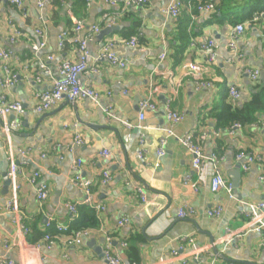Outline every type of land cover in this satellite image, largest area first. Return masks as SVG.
Here are the masks:
<instances>
[{"label": "crops", "instance_id": "1", "mask_svg": "<svg viewBox=\"0 0 264 264\" xmlns=\"http://www.w3.org/2000/svg\"><path fill=\"white\" fill-rule=\"evenodd\" d=\"M60 1L55 14L51 0H46L43 9L37 8L36 0H24L23 12L0 0V39L11 52L9 63L17 76L11 96L25 110L24 114L7 116L8 120L18 119L21 125L19 131L11 134V148L18 166L19 209L27 227H36L54 241L49 244L40 238L31 242L29 234L16 236L13 214L6 208L10 185L5 191L3 179L9 169V146L0 131V258L15 264H108L103 250L106 238L110 237L112 252L121 256L122 264H129L124 253L127 245L122 247L120 243H127L130 236L141 235L142 240L137 243L138 264H197L188 254L193 245L204 247L212 243L202 254L207 262L263 263L264 235L240 230L247 221L246 203L264 200V182L259 179L264 175V131L253 123L235 128L233 133L222 130L216 136L215 121L206 115L220 103L223 91L229 86L240 92L241 98L235 103L249 99L256 85L264 86V13L253 12L251 20H239L237 24L243 23L244 28L236 39L235 55L228 46L235 26L230 18H240L250 8H259L262 0H179L177 17L162 12L172 0H148L128 11L104 0H92L78 15L71 10L76 0ZM206 2L214 4L212 12L197 9L198 4ZM112 12L120 14L116 24L120 29L100 39L98 35L104 29L101 16ZM125 13L129 14L125 16ZM72 18L83 21L80 37L86 36L92 26L102 27L87 42L91 62L98 72L80 75L83 83L90 84L100 94L99 105L88 99L69 102L63 98L49 110L35 114L32 112L35 94L51 87V78L38 68V58L45 61L52 77L57 76L58 62L78 60L77 44L70 37L63 49L58 48L62 30H69L73 35ZM69 19L71 27L67 25ZM133 21L140 24L136 34L139 46L117 44L113 51L125 65H112L102 55L101 44L107 39L123 38V30ZM8 22L25 34L14 44L4 40ZM35 27H41L46 35L44 48L36 54L32 46L41 37ZM206 36L217 44L216 61L211 65L205 63V56L192 45L194 40ZM178 44H183L184 50L180 61L173 65L170 58ZM161 53L166 54L164 60L159 59ZM49 54L55 60H46ZM16 58L29 64L28 71L23 70ZM189 63L205 68L204 77L213 82L212 88L195 85ZM247 69L259 72L256 81L246 73ZM144 97H150L156 108L147 111L144 120L139 121L138 104ZM167 102L172 110L183 115V120L173 127L174 135L166 137L165 154L158 159V139L166 135L169 127L165 117ZM105 106L133 127L127 129L121 122L109 119L103 111ZM262 121L264 113L256 123ZM76 131L81 133L84 143L73 147L71 142ZM186 133L193 134L207 159L213 154L220 158L218 166L222 175L234 184L233 198L224 189L211 191L209 164L197 171L192 169V154L177 140ZM140 135L144 139L142 159L135 155ZM19 148L31 151L22 156L17 152ZM104 149L110 152L107 158L100 154ZM239 152L258 158L247 171H243L242 162L237 159ZM78 160L81 161L78 174L91 181L93 201L101 203L104 209L95 210L88 205L96 212L97 226L90 227L89 235L81 244H67L66 236L72 233H61L57 225L68 224L72 215L68 204L80 205L85 199L84 191L73 182ZM105 169L110 173V180L104 185L101 179ZM33 172H38L39 180L49 187L43 203L37 200L36 185L29 180ZM185 174L197 181L196 189L183 183ZM136 186L144 191L145 202L140 201ZM217 205L223 207L221 215L208 216L207 209ZM181 206L193 208L194 214L178 218L177 209ZM121 219H127L123 226L118 225ZM226 229L238 232L230 242H218ZM189 239H193V244ZM180 246L189 255L185 260L181 258L182 253L177 252V257L172 253Z\"/></svg>", "mask_w": 264, "mask_h": 264}, {"label": "built area", "instance_id": "2", "mask_svg": "<svg viewBox=\"0 0 264 264\" xmlns=\"http://www.w3.org/2000/svg\"><path fill=\"white\" fill-rule=\"evenodd\" d=\"M10 5L16 6L18 9L24 11V0H6ZM92 0H86V4L88 5ZM107 4L111 6L120 5L122 10L126 11L130 8H135L146 3L148 0H104ZM46 0H36V6L39 9H43L45 7ZM214 4L212 2L200 3L197 5V9L205 12H212L214 10ZM162 12L165 15H169L171 17H177L180 14V1L172 0L168 5L162 8ZM25 15V13H24ZM120 16L117 12L112 13H103L101 16V24L102 27H111L117 24L118 17ZM257 17H254L256 19ZM73 27L71 32L73 35L69 34V30H62L59 34L58 38V48L63 49L65 47V42L70 39L74 43L77 44V52H78V60L77 61H61L56 65V77H52L51 71L49 67L46 65L45 61L38 58V68L43 72L44 75L51 78V87L50 89L42 92H37L35 94L36 103L32 107V112L35 114H41L51 107L56 105L63 98H66L69 102H75L77 99H88L96 105H99L100 102V94L95 91L90 84L83 83L80 80V75L82 73H97V67L91 62V56L89 54L87 48V42L94 34L99 33L100 27L99 25L92 26L90 31L86 36L80 37V32L84 28L83 21L80 19H74ZM243 23L236 24L231 30V36L228 41V46L232 53L236 54V39L243 31ZM35 32L37 35L41 37V41L39 43H34L32 48L36 53H38L42 48H44L46 43V35L44 30L41 27H35ZM25 37V34L17 29L12 22H8V32L5 34L4 40L7 41L8 44H14L17 41L21 40ZM2 40L0 39V131H2L6 136V141L9 146L8 150V178L10 185V196L7 200L6 208L13 214V223L16 227V236L21 238L29 233V228L25 225L23 220V215L19 209V201H18V190L19 183L17 180L18 174V166L15 158L14 151L11 148V134L13 132L19 131L21 129L20 121L18 119L8 120L7 116L9 114L21 115L24 114L25 110L22 103L14 99L11 96V91L17 82V76L12 71L10 66L11 52L2 44ZM125 45L128 47H138V37L136 35L130 36L129 38H120V39H107L102 42L101 50L102 55L112 64L117 65L119 67H124L125 63L119 59V57L113 51V48L117 45ZM193 46H196L200 53L205 56V63L207 65H211L216 61V48L217 44L215 40L211 37H202L196 39L192 43ZM166 54L161 53L159 55V59H165ZM17 63L23 68V70L29 69V64L26 62H22L19 58H16ZM46 60L52 61L55 60L54 55H47ZM188 70L192 73L194 77V83L199 88H212L213 82L211 80H207L204 77L205 68L201 67L196 63H189ZM246 73L250 76L253 81H256L259 75L257 70L247 69ZM37 80L40 79L39 76L36 77ZM228 95L231 101L236 102L241 98L240 92L234 87L229 86ZM138 119L139 121H143L145 118V113L150 110H154L156 108L155 103L151 100L150 97H144L139 101L138 104ZM103 111L106 113L108 118L115 119L127 128L130 129L133 127L132 123L126 120L119 119L109 106L103 107ZM165 117L169 123V127L166 129V135L162 136L158 139V147L156 149L157 158L160 159L165 154L164 146L166 144V137L174 135L173 127L183 120V115L171 109L170 102H167L165 105ZM255 125H259L260 128L264 131V121L260 123H254ZM240 124H234L233 126L226 129L229 133H233L235 128H240ZM221 130L216 129L214 131V135L218 136ZM179 143L190 153L192 154V162L191 167L194 170H200L201 168H205L208 164L211 168L210 175V189L213 192H217L221 189H224L230 198H233V186L230 182L225 180L222 172L218 166L220 158L216 155H212L209 159H207L203 152L200 144H198L192 133H186L177 138ZM138 147L135 149V155L137 158L142 159L143 156V142L144 139L142 135L137 137ZM84 143L81 133L78 131L75 132L73 136V140L71 142V146H79ZM30 149H22L19 148L17 150L18 154L24 156L26 153H29ZM101 156L107 158L110 152L106 149L101 151ZM44 157V155L41 154ZM237 159L240 160L241 168L243 171H247L258 159L254 155L246 154L243 152H239L237 155ZM155 165H158L156 162ZM81 167V161H76L74 165V170L77 174L73 177V182L75 185L79 186L85 193V199L82 204L93 206L95 210L102 211L104 206L101 203H94L93 195L91 192V181L85 180L80 177L78 174V170ZM261 181L264 182V175L259 177ZM29 180L36 185V198L39 203H43L49 193V187L45 182L39 180V173L33 172L29 177ZM110 180V173L107 169L102 172V184H107ZM183 183L186 185H191L193 189H196L197 181H193L190 174H185L183 178ZM128 184V183H127ZM135 192L137 193L140 201L145 202L146 197L144 191L140 186L135 187ZM76 204H68L67 207L69 211L74 215L76 213ZM246 210L244 215L247 218L245 225L242 227L240 231H254L257 233H262L264 235V200L258 201L256 203H246ZM194 209L189 206H181L177 209V217L185 218L192 214H194ZM223 212V207L217 205L213 208L207 209L206 213L210 217H219ZM127 222V219H121L118 221L119 226H123ZM67 225H57V230L61 233L67 231ZM238 231H231L226 229L224 235L218 239V242H230L234 235ZM90 233V229L78 230L72 233L69 236H66L67 244H81L84 237H87ZM49 244H52L54 241L50 235H45L43 238ZM191 244H193V239L188 240ZM122 247H126L127 243L122 241ZM213 245V243L211 244ZM211 245L204 247H195L193 245V249L188 253L190 254L197 264H215L214 261L207 262L203 258V253L207 252ZM183 247L180 246L179 249L173 250L172 253L177 257L178 253L181 254V258L185 260L189 255L182 252ZM178 252V253H177ZM103 257L108 262V264H122V258L118 254L112 252L111 248V238L107 237L105 242V248L103 250ZM179 257V256H178ZM180 258V257H179ZM0 264H15L14 261L0 258ZM261 264H264L261 263Z\"/></svg>", "mask_w": 264, "mask_h": 264}, {"label": "trees", "instance_id": "3", "mask_svg": "<svg viewBox=\"0 0 264 264\" xmlns=\"http://www.w3.org/2000/svg\"><path fill=\"white\" fill-rule=\"evenodd\" d=\"M53 7L60 6V0H51ZM261 6L257 8L256 6L250 8L246 14L240 18L232 17L230 18L231 22L235 25L239 20H251L253 12L260 14L264 13V0L261 2ZM86 5V0H76L71 5V10L74 15H78V12ZM128 11V10H127ZM53 13L56 12L53 10ZM129 13H125L127 16ZM68 27H71V20H68ZM140 24L137 21H133L131 26L123 30L122 37L129 38L130 36L138 34ZM179 45V44H178ZM173 54H171V61L174 64H177L180 61L181 54L184 50V45L181 44L178 46ZM222 92V91H221ZM264 113V86L256 85L254 91L252 92L249 99L243 103H235L230 100L228 95V89L223 91L222 98L219 104L210 108L206 115H209L215 121L216 129L226 130L227 128L233 126L234 124H240L241 126L250 125L256 123L259 116ZM96 212L90 206L78 205L76 207V213L70 216L69 222L67 224V231L63 232L65 234L74 233L78 230L90 229V227L97 226ZM29 228V227H28ZM32 231V232H31ZM30 241L33 242L40 238H44L47 235L45 232H40L35 228L30 229L29 233ZM49 235V234H48ZM142 240L141 235L130 236L127 239V247L125 248V257L128 260L129 264H138L139 263V251L137 243Z\"/></svg>", "mask_w": 264, "mask_h": 264}, {"label": "water", "instance_id": "4", "mask_svg": "<svg viewBox=\"0 0 264 264\" xmlns=\"http://www.w3.org/2000/svg\"><path fill=\"white\" fill-rule=\"evenodd\" d=\"M119 29H120V27L118 25H114V26H111V27H105L103 30L100 31L98 37L100 39H102L105 35H108L109 33H112L114 31H118ZM3 179H4V182H5L4 190L7 191V187L9 185V183H10L8 175L5 174ZM232 186L234 187V184Z\"/></svg>", "mask_w": 264, "mask_h": 264}]
</instances>
